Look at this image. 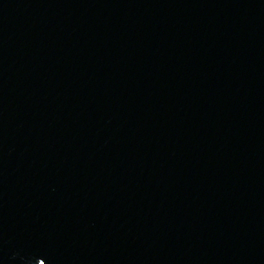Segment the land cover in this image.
I'll use <instances>...</instances> for the list:
<instances>
[{"label": "water", "instance_id": "water-1", "mask_svg": "<svg viewBox=\"0 0 264 264\" xmlns=\"http://www.w3.org/2000/svg\"><path fill=\"white\" fill-rule=\"evenodd\" d=\"M264 264V0H0V264Z\"/></svg>", "mask_w": 264, "mask_h": 264}, {"label": "snow or ice", "instance_id": "snow-or-ice-1", "mask_svg": "<svg viewBox=\"0 0 264 264\" xmlns=\"http://www.w3.org/2000/svg\"><path fill=\"white\" fill-rule=\"evenodd\" d=\"M43 264H44V262H43Z\"/></svg>", "mask_w": 264, "mask_h": 264}]
</instances>
